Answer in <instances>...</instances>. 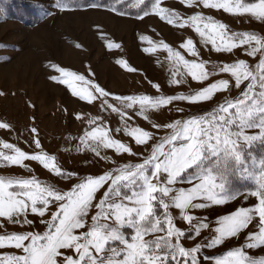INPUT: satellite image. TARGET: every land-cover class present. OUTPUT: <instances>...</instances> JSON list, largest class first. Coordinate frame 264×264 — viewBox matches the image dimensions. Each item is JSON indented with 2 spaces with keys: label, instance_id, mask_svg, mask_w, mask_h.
I'll return each mask as SVG.
<instances>
[{
  "label": "snow or ice",
  "instance_id": "6c2138e0",
  "mask_svg": "<svg viewBox=\"0 0 264 264\" xmlns=\"http://www.w3.org/2000/svg\"><path fill=\"white\" fill-rule=\"evenodd\" d=\"M140 4L144 0H139ZM187 8L223 10L230 15L250 14L264 22V0L242 4L237 0H180ZM64 10V9H62ZM116 11V9H113ZM122 14V13H118ZM156 15L173 27L191 28L205 46L217 53L234 54L241 48L249 57L259 61L253 70L240 59L224 63L219 74L231 79H219L189 94L161 95H115L84 75L52 65L60 75L51 78L56 84L66 85L71 94L87 104L104 111L118 114L125 120L123 131L138 146H148L149 154L135 164H124L103 174L80 177L72 171H64L56 163V157L44 151L36 127L31 128L32 142L39 151L28 153L11 143L0 141V162L27 169L25 161H35L50 174L73 181L69 190L57 189L51 184H41L35 177L13 179L0 177V250L15 249L17 253L0 254V264H201L202 248H218L227 240L244 235L241 247L228 250L214 264H264V258L249 256L245 249L264 248V156L251 158L250 171L245 160L246 149L257 142L264 145V38L252 33H229L227 25L218 23L211 16L195 13L183 18L174 10L162 6V0H154L151 11L144 16ZM139 16L138 19H144ZM147 43L143 51L154 54L162 50L170 61V84L187 83L186 77L203 84L214 70L209 72L206 62L199 60L200 53L193 39L181 43V51L164 41L154 42L141 37ZM77 48L79 44L75 45ZM109 50L120 49L115 42L107 44ZM128 72L136 69L124 59L116 61ZM239 99L216 105L211 111L193 115L187 119H176L169 123H152L157 131H168L156 139L152 131L128 125L132 117L126 110H134L144 120H149V111L159 112L173 102L201 104L212 101L216 94L227 92L231 87L241 88ZM77 82L81 86L77 87ZM151 83V82H150ZM157 91L159 84H152ZM257 89H259L257 91ZM183 111V109H178ZM75 119L83 120L77 114ZM101 117L88 119L89 128L80 137V145L94 153L100 160L115 164L103 150H112L116 155H138L122 141L113 138L111 129L97 122ZM94 126V127H93ZM0 129L11 131L7 122H0ZM256 130V134H248ZM156 140L155 143L150 141ZM245 175L256 181V190L250 193L256 198L252 207H240L217 218L215 236L207 243H196L186 248L182 238L188 234L176 225L177 217L192 227L194 237H201L210 224L201 221L192 213L212 206L223 205L236 196H225L232 178ZM187 182L190 187H177ZM99 194V195H98ZM50 209H53L50 211ZM177 210V216L172 214ZM45 230H7L8 225L29 229L37 221ZM130 229V233L124 230ZM152 236L153 239H146ZM208 259V257H205Z\"/></svg>",
  "mask_w": 264,
  "mask_h": 264
},
{
  "label": "rangeland",
  "instance_id": "374dc122",
  "mask_svg": "<svg viewBox=\"0 0 264 264\" xmlns=\"http://www.w3.org/2000/svg\"><path fill=\"white\" fill-rule=\"evenodd\" d=\"M232 2L235 4L237 0ZM239 2L251 4L258 0ZM12 4L23 6L29 19L24 14L12 11ZM162 6L176 11L183 18L195 13L211 16L218 23L226 24L229 33H252L264 38V22L250 14L230 15L223 10L205 9L202 6L187 8L180 0H162ZM141 37H149L157 43L164 41L181 51L186 59L196 60L197 58L189 56L180 48L181 43L189 38L193 39L200 53L199 60L206 62L210 73L214 70L218 73L219 67L224 63L240 59L255 70L259 61V54L256 58L249 57L241 48L235 49L234 54L217 53L211 49L210 44L205 46L201 43L200 37L191 28L173 27L156 15L138 19L98 7H69L65 0H0V122H7L11 126V131L0 129V141L11 143L28 153L39 151L32 142L31 128L36 127L44 151L54 155L56 163L64 171L75 172L80 177L103 174L124 164L141 162L142 157L149 154L150 148L136 145L123 131H115L123 129L125 120L110 110H102L99 100L94 105L79 100L66 85L56 84L51 78L60 75L51 67L56 65L84 75L86 79L95 81L115 95H149L153 98L189 94L219 79H231L227 74L218 73L211 75L203 84L192 81L189 76L186 77L187 83L171 85L167 53L162 50L151 55L145 53L143 49L149 45L142 42ZM109 42L118 43L121 48L109 50ZM76 44L80 47L77 48ZM119 59L126 60L136 71L128 72L121 68L116 62ZM153 83L160 85L159 91L152 87ZM246 84L247 81L239 89L233 86L227 92L216 94L212 101L201 104L173 102L159 112L149 111V120L142 119L134 110H126L132 117L127 123L132 127L152 131L158 140L170 130L157 131L151 127L152 123L164 124L209 112L218 104L239 99ZM76 86L80 87V82ZM77 114L83 115L84 119H75ZM93 117H101L102 120L97 123L109 127L113 138L128 144L138 155L118 156L112 150H103L102 155L116 161L115 164H110L84 149L80 145V137L89 128L88 119ZM248 134H256V130H249ZM155 142L156 140L150 141V144ZM0 151L11 154L10 150L3 149L2 146ZM5 163L0 162V177L6 179L35 177L41 184H51L63 191L69 190L70 185L75 182L50 174L35 161H25L27 169L4 166ZM249 169L258 171V168L252 166ZM190 186L187 182L177 185ZM251 192L231 194L226 191L225 196L235 195L236 198L223 205L193 212L201 221L206 218V222L210 224V229L203 230L201 237H194L192 227L177 217L176 225L188 234L182 238L183 245L191 248L196 243H207L215 236L211 229L216 226L217 218L240 207H252L257 202L250 195ZM171 211L177 216V210ZM29 219L37 221L35 227L29 229L27 226L21 228L18 225H8L7 230L41 233L45 230L46 226L38 223L39 218L30 215ZM124 231L131 232L130 229ZM146 239L153 237L148 236ZM243 243L244 235L241 234L218 248L204 247L199 253L201 264H214L215 258L222 257L228 250L241 247ZM245 251L249 256L264 258V248ZM9 252L18 254L15 249L0 250V254Z\"/></svg>",
  "mask_w": 264,
  "mask_h": 264
},
{
  "label": "trees",
  "instance_id": "16d2710c",
  "mask_svg": "<svg viewBox=\"0 0 264 264\" xmlns=\"http://www.w3.org/2000/svg\"><path fill=\"white\" fill-rule=\"evenodd\" d=\"M154 0H144L143 4L139 3V0H65V3L69 7L73 8H87V7H98L100 9H107L115 13H122L121 15L130 16L137 18L139 16H144V11H151ZM12 11L19 14H24L27 18V12L23 9V6L12 4ZM264 156V145L259 143L254 144L251 148L247 149L245 152V160L248 167L251 168L252 161L251 158L255 157L257 160ZM250 171H252L250 169ZM259 171V170H258ZM258 171H253L257 172ZM256 181L248 175L243 178L236 176L232 178L228 186V193L231 194H241L245 192H251L256 190Z\"/></svg>",
  "mask_w": 264,
  "mask_h": 264
}]
</instances>
